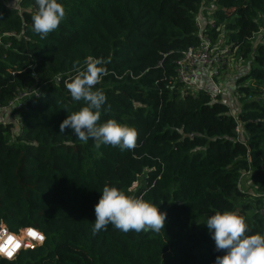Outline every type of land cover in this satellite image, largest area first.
I'll return each instance as SVG.
<instances>
[{
  "label": "trees",
  "instance_id": "16d2710c",
  "mask_svg": "<svg viewBox=\"0 0 264 264\" xmlns=\"http://www.w3.org/2000/svg\"><path fill=\"white\" fill-rule=\"evenodd\" d=\"M6 1L0 224L13 233L32 227L44 240L0 264H215L225 253L215 251L204 223L225 211L244 217L249 235H264V38L254 41L264 0H57L65 18L45 39L33 32L35 0ZM209 2L203 34L249 62L228 92L233 107L177 77V60L200 42L196 18ZM88 57L107 72L93 89L107 98L98 123L134 127V150L60 133L86 106L65 83ZM28 90L35 93L14 101ZM243 174L254 192L241 188ZM106 185L155 204L167 214L164 230L123 233L109 224L94 234Z\"/></svg>",
  "mask_w": 264,
  "mask_h": 264
},
{
  "label": "clouds",
  "instance_id": "9594fccd",
  "mask_svg": "<svg viewBox=\"0 0 264 264\" xmlns=\"http://www.w3.org/2000/svg\"><path fill=\"white\" fill-rule=\"evenodd\" d=\"M35 4L38 10L32 16L33 32L45 39L58 29L65 18V8L57 0H35ZM84 63L86 69L80 71L71 82H66L65 87L72 100L83 101L86 106L67 116L59 126L60 133L71 129L80 141L94 140L97 148L110 145L119 147L121 151L134 150L138 141V132L134 127L121 125L114 119L98 123L107 98L103 91L93 89L107 72L98 66L102 64L100 59L88 57ZM94 211V234L107 230L109 224L123 233H159L165 228L167 216L143 197H132L107 185ZM204 224L215 242V251L225 253L216 257L215 264H264V235H249L244 217L230 211L216 212Z\"/></svg>",
  "mask_w": 264,
  "mask_h": 264
},
{
  "label": "built area",
  "instance_id": "2783aa9c",
  "mask_svg": "<svg viewBox=\"0 0 264 264\" xmlns=\"http://www.w3.org/2000/svg\"><path fill=\"white\" fill-rule=\"evenodd\" d=\"M196 22L200 42L196 47L184 51L177 60V77L185 87L194 90H208L205 89V85L199 83L200 74L204 71L213 88L212 96L221 94L222 87L220 82L216 80L214 73L224 66L226 59L234 52L223 42L212 44L211 40L203 34V19L197 15ZM30 93H35V90L19 93L14 101ZM11 104L15 105V102ZM231 112L233 113L234 110L232 109ZM30 232L36 233V237L33 238L29 235ZM43 240L44 235L32 227L24 228L19 233H13L0 224V256L3 258L13 259L20 250L40 245Z\"/></svg>",
  "mask_w": 264,
  "mask_h": 264
},
{
  "label": "rangeland",
  "instance_id": "374dc122",
  "mask_svg": "<svg viewBox=\"0 0 264 264\" xmlns=\"http://www.w3.org/2000/svg\"><path fill=\"white\" fill-rule=\"evenodd\" d=\"M7 3H9L12 6L18 5V0H7ZM205 9L201 12L200 17L207 18L208 20L212 18L211 12L214 8L213 2L205 3L204 4ZM205 21V20H204ZM203 21V24H204ZM222 34V32H221ZM264 38V26L261 27L259 33L255 37V43L262 41ZM249 64L248 60H241L237 55L230 54V56L226 59V62L223 67H220L216 73H214L215 77L218 78L219 82H232L233 78L236 76V78L241 75L244 71H246L245 68H247V65ZM230 89V87H229ZM230 106H232L231 102L229 103ZM240 186L242 189L254 192V186L252 181L249 179L248 175L245 174L240 182Z\"/></svg>",
  "mask_w": 264,
  "mask_h": 264
},
{
  "label": "crops",
  "instance_id": "0c3cea01",
  "mask_svg": "<svg viewBox=\"0 0 264 264\" xmlns=\"http://www.w3.org/2000/svg\"><path fill=\"white\" fill-rule=\"evenodd\" d=\"M202 19H203V21L204 20H208V17L207 18H204V17H202ZM211 20V18L209 19V21ZM244 69H246L247 70V68H245L244 67ZM206 73L203 71V72H201V74H200V78H199V83H202L203 85H205L204 87H205V89H208V91L209 92H213V88H212V85H211V83H210V80H209V78H208V76H206L205 75ZM219 78V77H218ZM218 78H216V80L218 81ZM235 79H236V76L233 78V80H232V82H220V85H221V87H222V92H221V98H222V100L227 104V105H229V103L231 102V104H232V106L231 107H233V106H237V101L235 102V99H229L228 97H227V95H228V92L230 91V90H233V88H234V82H235ZM219 82V81H218ZM229 87H230V89H229ZM237 108V107H236ZM242 135H243V133H242ZM244 136V135H243ZM245 174H243L242 175V177L244 176ZM242 177H241V179H242Z\"/></svg>",
  "mask_w": 264,
  "mask_h": 264
},
{
  "label": "snow or ice",
  "instance_id": "6c2138e0",
  "mask_svg": "<svg viewBox=\"0 0 264 264\" xmlns=\"http://www.w3.org/2000/svg\"><path fill=\"white\" fill-rule=\"evenodd\" d=\"M29 235H31V236H33V238H35L37 234L34 232H30Z\"/></svg>",
  "mask_w": 264,
  "mask_h": 264
}]
</instances>
